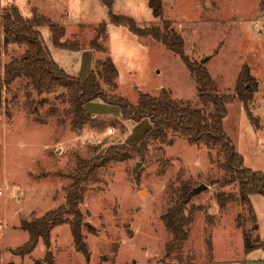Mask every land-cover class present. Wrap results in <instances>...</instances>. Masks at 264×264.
<instances>
[{
    "label": "rangeland",
    "instance_id": "obj_1",
    "mask_svg": "<svg viewBox=\"0 0 264 264\" xmlns=\"http://www.w3.org/2000/svg\"><path fill=\"white\" fill-rule=\"evenodd\" d=\"M11 4L24 16L36 9L63 27V41L78 47L76 51L91 53L92 69L110 57L118 69L116 93L132 104L138 103L139 92L156 96L166 90L174 99L201 106L196 83L181 56L151 37H139L112 23L102 0H0L1 8ZM163 6L161 17L153 13L148 0H115L112 12L130 16L140 26L164 28L168 23L184 39L189 60L206 66L222 94L232 95L240 70L249 67L258 82L251 104L257 120L252 122L243 105L232 100L223 124L245 166L264 172L263 0H163ZM101 23L107 24L105 33L99 30ZM36 30L53 61L68 55L53 45L48 25ZM26 49L27 45L18 44L2 47V66ZM102 85L109 94L107 85ZM1 95L0 264H240L247 259L243 229L252 239L263 238L264 224L260 231L253 228L237 188L225 183L223 156L171 134V145H151L144 157L131 152L86 185L80 210L89 259L75 247L70 216L52 227L48 246L40 240L32 253L15 254L29 238L21 221L65 202V188L78 157L94 159L111 145H139L151 120H121L119 107L100 99L93 104L99 115H90L103 116L104 125L90 121L75 127L66 111L64 89L40 93L25 78L4 87ZM201 184L207 188L193 193L185 206L186 233L174 239L164 216L184 186ZM17 186L24 196L16 197ZM219 193L236 197L222 206ZM49 253L53 261L48 260Z\"/></svg>",
    "mask_w": 264,
    "mask_h": 264
},
{
    "label": "trees",
    "instance_id": "obj_2",
    "mask_svg": "<svg viewBox=\"0 0 264 264\" xmlns=\"http://www.w3.org/2000/svg\"><path fill=\"white\" fill-rule=\"evenodd\" d=\"M102 1L109 8L112 23L126 26L139 37H151L181 56L196 83L197 98L201 106L196 107L189 101L174 99L166 90L156 96L139 92L138 103L132 104L124 96L116 93L118 69L110 57L102 61L100 67L92 69L88 77L82 81L65 72L50 58L36 30L38 26L48 25L55 47L76 51L78 47L62 40L65 34L63 27H58L50 19L38 13L36 9L32 10L31 16H24L14 4L6 8L0 6V56L1 48L8 44L27 45L23 55L14 57L3 66L0 59V68L3 70L0 76V104L2 89L9 87L20 78H25L27 85L40 93L64 89L66 101L69 103L66 111L72 116L75 127H81L84 122L90 121L96 126L104 125L103 116L93 117L85 110V105L95 99L118 106L121 120L137 122L144 118L151 120V127L144 132L139 145L130 144L122 147L111 145L103 155L94 159L78 157L76 166L71 172V180L65 188V202L42 216L21 221V228L28 232L29 238L15 249V254L25 256L32 253L40 240L48 246L52 227L63 224L66 217L70 216L69 226L75 247L89 259L88 245L82 232L85 216L80 210L86 185L96 179L103 168L113 162L126 160L131 152L144 157L147 148L151 145L154 147L171 145L173 142L170 139L171 134L185 137L191 144H203L209 149L217 150L223 156L222 167L228 175L225 183L237 188L239 202L248 206L254 222L253 228L258 229L257 218L250 203V195L264 196V172L245 166L243 156L236 151L223 124L227 115V103L232 100H237L243 105L252 122L257 120L252 114L251 104L254 100V93L258 89V82L250 74L249 67L245 65L240 70L234 93L232 95L222 94L218 91L217 83L206 66L201 62L189 60L185 53L184 39L175 30L169 28L168 23L164 28L156 25L140 26L134 18L112 12L115 0ZM148 4L156 16H163V0H148ZM98 27L102 33H105L107 24L101 23ZM102 83L107 85L109 94L103 89ZM193 188L184 186L181 193L172 200V205L168 208L167 215L164 216V221L174 239H181L186 233L189 216H186L184 211L192 198ZM224 196V193L217 195L222 206L236 197L234 193ZM243 240L246 253L264 247V237L252 239L245 229H243ZM47 256L49 261H53L50 253Z\"/></svg>",
    "mask_w": 264,
    "mask_h": 264
},
{
    "label": "crops",
    "instance_id": "obj_3",
    "mask_svg": "<svg viewBox=\"0 0 264 264\" xmlns=\"http://www.w3.org/2000/svg\"><path fill=\"white\" fill-rule=\"evenodd\" d=\"M65 51H67L66 54L68 55H65L63 60L61 59L62 61L59 62L54 61V62L57 63L68 74L73 75L79 78L80 80L84 81L86 77H88L90 71L92 70L91 53L85 51H68V50ZM68 58H70L72 61H66V59ZM99 100L100 99H95L92 100L91 102H88L85 105L86 112H88L89 114L91 113L98 114L96 113V111L93 110L94 109L93 104H95L96 102H100ZM250 203L253 206V210L257 218V224H258L257 231H260L261 226H263L264 224V196L260 194H252L250 195ZM260 238L262 239V237ZM246 256L247 259L244 262H241L240 264H264V247L256 248L251 252L247 253Z\"/></svg>",
    "mask_w": 264,
    "mask_h": 264
},
{
    "label": "built area",
    "instance_id": "obj_4",
    "mask_svg": "<svg viewBox=\"0 0 264 264\" xmlns=\"http://www.w3.org/2000/svg\"><path fill=\"white\" fill-rule=\"evenodd\" d=\"M2 193H3L2 189H0V195ZM14 194L16 195L17 198L18 197H22V196L25 195V191L21 187L17 186V187L14 188Z\"/></svg>",
    "mask_w": 264,
    "mask_h": 264
},
{
    "label": "water",
    "instance_id": "obj_5",
    "mask_svg": "<svg viewBox=\"0 0 264 264\" xmlns=\"http://www.w3.org/2000/svg\"><path fill=\"white\" fill-rule=\"evenodd\" d=\"M205 61V59L204 60H202V62H204ZM207 188V186L206 185H204V184H201V185H199V186H197V187H195L194 189H193V193L194 194H196V193H198V192H200L201 190H204V189H206Z\"/></svg>",
    "mask_w": 264,
    "mask_h": 264
}]
</instances>
